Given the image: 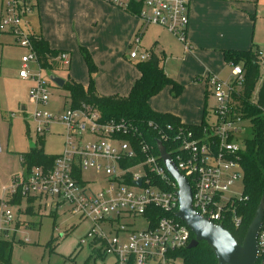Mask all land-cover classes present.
Segmentation results:
<instances>
[{
  "label": "built area",
  "instance_id": "built-area-1",
  "mask_svg": "<svg viewBox=\"0 0 264 264\" xmlns=\"http://www.w3.org/2000/svg\"><path fill=\"white\" fill-rule=\"evenodd\" d=\"M102 1L134 16L143 29L161 27L187 46L190 6L194 0ZM37 10L38 0H2L0 33L13 37L16 46L29 53L22 58L18 76L34 83L29 92L30 101L36 106H45L49 102L48 84L57 87L50 77L58 76L42 68L32 46V40L40 36L34 32L30 21ZM142 36L143 30L134 38L139 52L132 53L130 61L144 63L152 56L140 49ZM56 61L64 69L71 65L66 52H60ZM229 66L231 81L215 75L204 79L216 101V107L210 111L214 122H208L202 131L186 128L183 123L177 127L167 125L165 130L153 124L150 127L158 131L160 142L175 144L167 153L190 184L195 212L215 226L225 229L229 225L238 230L242 225L238 206L246 198L235 199L228 194L243 174L241 154L244 148L237 142L246 129L243 115L237 113L235 96L240 94L245 76L242 66ZM43 72L47 73L46 77ZM35 120L41 124L37 136L49 132L48 123L52 120L63 123L65 151L50 165L30 169L23 166L22 173L13 177L12 188L1 202L2 227H10L13 223L10 203L12 205V200L20 197L27 203L33 200L31 204L37 210L44 209L55 215L62 211L79 221H90L93 228L87 238L104 245V255L113 257L114 264H179L177 260L180 259L175 254L188 248L194 235L178 217L179 187L168 174L159 151L156 152L146 139H141L131 123L115 119L104 122L101 112L90 106L71 107L61 118L37 113ZM87 138L93 141L85 143ZM134 169L140 171L133 172ZM89 170L103 172L110 189L89 198L87 192L91 184L83 181V173ZM137 219L145 220L146 228L130 230ZM121 221H129V224H120ZM102 224L112 228L115 234L112 239L105 234ZM84 244L86 241L81 240L80 245ZM258 249L259 260H264V225L258 237Z\"/></svg>",
  "mask_w": 264,
  "mask_h": 264
},
{
  "label": "rangeland",
  "instance_id": "rangeland-1",
  "mask_svg": "<svg viewBox=\"0 0 264 264\" xmlns=\"http://www.w3.org/2000/svg\"><path fill=\"white\" fill-rule=\"evenodd\" d=\"M1 8L2 0H0V17ZM97 8L94 5V0H38V10L30 17L34 32H38L43 27L50 30L56 39L66 41L68 47H71L67 50L72 60L71 70L68 72V69L61 68L57 73H55L56 71L53 73L65 81L84 80L87 84L78 83L85 87L89 85L90 73L83 50L89 54L92 64L95 66V73L92 74L94 81L96 79L103 81L108 77L104 71L108 68L106 59H109V55L103 54L102 56L100 52L95 53L94 50V38L108 37L103 33L99 34L101 26L94 23L96 18H100ZM198 14L204 18L205 14L213 17V20L218 24L217 29L227 26L229 22L232 26L239 21H246L249 24L251 38L255 40L254 50L259 48L261 52L259 59L260 83L253 95V100L256 101L258 90L264 80V0H260L257 4L225 2L219 6L203 9L201 12H197ZM227 31L229 32V29ZM157 32L160 31L150 28L142 36L144 48L149 49L148 42L152 43ZM221 36L229 37L232 40L235 38L233 32L226 35L223 30L219 34V37ZM174 38L178 40L176 37ZM133 42L134 39L128 42L126 49L120 51L121 63L119 68H115L116 72L118 70L139 72L137 68L139 63L129 60L132 53L139 52ZM178 42L181 44L179 40ZM144 48L143 50H146ZM27 53L26 50L16 46L13 37L0 33V237L13 244L12 264H114L113 257H105L100 242H91L87 238L93 224L88 220L79 221L78 218L69 214L64 215L65 212L62 211L57 216L45 212L44 209L37 210L36 206H32L35 207V210L27 211L29 204L26 200L21 202V206L10 203L9 209L14 220L10 227H2L1 202L5 199L7 191L12 188L13 177L20 175L23 171L20 154L29 152L37 142V130L41 124L35 120V116L40 113L53 118H61L66 110L71 108L67 92L62 88L53 87L51 84H48V104L36 106L34 102L30 101L29 92L34 83L16 79L21 70L22 58L27 56ZM92 53H94V57ZM98 61H100L99 64ZM200 67L204 69V72L209 71V66L205 62ZM200 67L197 66V69L199 70ZM222 74L223 77H229L231 80V68L226 63ZM43 76L46 77L47 73L43 72ZM199 81L201 82L196 81L195 83H204L202 79ZM164 93L161 92L157 98L152 100V104L161 110H166L169 104H177V102H173V98L167 92ZM193 96V89L188 88V98ZM207 104L208 112L216 107V101L212 94L208 96ZM207 121L212 123L215 118L210 115ZM200 124L202 123L200 122ZM243 127L246 130L243 135L239 136L237 145L244 148V151V141L253 138L254 129L248 120L244 122ZM48 130L45 143L44 145L39 143V149L49 156L62 155L65 151L66 141L63 123L52 120L48 123ZM91 141L93 139L87 138L85 143ZM139 171L140 169L133 170V172ZM83 181L91 184L87 192L89 198L110 189V184L103 172L98 173L96 170L84 172ZM244 193V175L241 173V178L234 183L228 195L240 199ZM66 210L67 208L64 209V211ZM120 224H129V221H121ZM146 226L145 220L137 219L135 225L129 228L130 230H142ZM101 228L110 239L115 236L109 225L102 224ZM81 240H85L86 244L80 245ZM178 258L180 260H177V263L184 264L183 259Z\"/></svg>",
  "mask_w": 264,
  "mask_h": 264
},
{
  "label": "trees",
  "instance_id": "trees-1",
  "mask_svg": "<svg viewBox=\"0 0 264 264\" xmlns=\"http://www.w3.org/2000/svg\"><path fill=\"white\" fill-rule=\"evenodd\" d=\"M32 46L39 58L42 68L48 71L60 70L62 67L56 58L59 51L50 49L48 43L41 37L32 40ZM84 51L85 59L89 67L90 81L88 86H83L75 82L66 81L62 88L68 94L71 107L74 109L90 106L101 112L104 122L108 120H124L131 123L137 129L141 139H146L148 144L158 152L157 142L160 141L158 131L150 127L151 124L158 125L165 130L167 125L181 126V120L171 114H160L154 112L149 102L160 94L165 88H170L171 96L179 98L184 92V87L173 79L169 78L164 71L162 60L152 54L149 61L137 65L141 78L134 84L130 95L121 97H102L98 95L95 88V81L92 74L95 73V66L91 57ZM224 57L228 65H240L244 71L243 88L239 95L235 96L237 113L243 115V119L248 120L254 129L253 138L245 140V150L241 154V167L244 174V185L246 198L238 206V214L242 218L240 229L235 230L231 226H225L235 240L242 244L243 240L253 222L257 209L264 201V80L257 93L256 101L253 95L260 83V54L248 51H228L224 52ZM70 67L68 69V72ZM94 72V73H93ZM210 111L207 109L204 120L199 126L186 125V128L202 131L207 127V116ZM47 134L37 136L36 145H33L27 153L20 154L22 166L30 168L40 165H50L55 159L54 156L46 155L39 149V143L44 145ZM137 139V138H136ZM167 152L175 148L173 143H164ZM29 200L28 204L33 203ZM20 197L14 198L12 204L21 205ZM31 208H28L30 211ZM104 247V245H103ZM13 244L0 238V264H12ZM183 259L184 264H217L214 253L206 243H200L195 249L185 248L175 254ZM264 260L260 259L259 264Z\"/></svg>",
  "mask_w": 264,
  "mask_h": 264
},
{
  "label": "crops",
  "instance_id": "crops-1",
  "mask_svg": "<svg viewBox=\"0 0 264 264\" xmlns=\"http://www.w3.org/2000/svg\"><path fill=\"white\" fill-rule=\"evenodd\" d=\"M259 1L257 0V2ZM224 3V1L213 0L193 1L192 6H190V23L187 32V46H185L182 43L181 45L166 29L157 26H148L143 29L141 22L134 16L102 0H94V5L98 7L97 10L99 11L97 14L100 16V18L95 19L94 23L101 26L99 34L103 33L108 36L94 38V50L95 53L100 52L102 56L103 54L109 55V59H106L108 68L104 71L108 77L103 81L97 79L95 81L98 95L102 97L119 96L121 98H126L130 95L134 84L141 78V74L133 70L115 71V68L121 63L120 51L126 49L128 42L132 41L138 32L143 30V35H145L148 29L155 28L160 32H157L156 38L152 43L148 42L147 46L149 49L144 48L142 42L140 49L143 50L144 48L146 49L144 51L148 50L151 54L157 55L162 60L165 74L182 85L184 92L179 98L175 99L171 96L170 88L167 87L162 91V94L163 92H167L173 98V102H177V104H169L166 110L158 109L152 104V100L157 98L156 96L150 100L149 105L154 112L174 115L185 125H201L200 122L202 123L204 120L206 109L208 111L207 99L211 94V90L205 81L203 84L195 82H201L199 79L204 80L211 75H215L224 81L232 80L231 76V80H229V77L225 78L222 74L224 64L228 65L224 52L253 51L261 56L259 48L254 50L253 44L255 40L251 38V29L248 27L249 24L246 21H239L234 26L229 22L227 26L217 29L218 24L213 20V17L206 16V14L205 18L200 17L199 14L197 15V12L199 13L203 9L219 6ZM221 29L226 32V35H230L233 32L235 38L232 40L229 37H219V34L222 32ZM227 29H229V32ZM36 33L48 43L50 49L70 54L67 51L71 49V47H68V43L64 40L56 39L50 30L41 27ZM92 54L94 57V53ZM99 62L97 63L99 64ZM203 62L209 66L208 72H204V69L200 67ZM197 66L200 67L199 70ZM71 67L72 60L70 70ZM68 75L70 76V73ZM16 79L22 81L19 79V76ZM73 82L87 84L84 80L77 82L74 79ZM188 88L194 91L192 98H188ZM208 117L210 118V115ZM32 206V204H29L28 208L33 210Z\"/></svg>",
  "mask_w": 264,
  "mask_h": 264
},
{
  "label": "water",
  "instance_id": "water-1",
  "mask_svg": "<svg viewBox=\"0 0 264 264\" xmlns=\"http://www.w3.org/2000/svg\"><path fill=\"white\" fill-rule=\"evenodd\" d=\"M50 78L58 88L65 86V80L56 76ZM157 148L168 174L179 187L177 194L180 202L178 217L194 235L188 249H195L200 243H206L214 253L217 264H258V237L264 225V201L258 207L243 243L239 244L223 226H215L195 212L192 190L188 180L177 170L162 142H157Z\"/></svg>",
  "mask_w": 264,
  "mask_h": 264
},
{
  "label": "flooded vegetation",
  "instance_id": "flooded-vegetation-1",
  "mask_svg": "<svg viewBox=\"0 0 264 264\" xmlns=\"http://www.w3.org/2000/svg\"><path fill=\"white\" fill-rule=\"evenodd\" d=\"M259 264V263H258Z\"/></svg>",
  "mask_w": 264,
  "mask_h": 264
}]
</instances>
